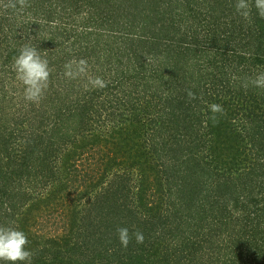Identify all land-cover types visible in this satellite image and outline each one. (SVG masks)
I'll use <instances>...</instances> for the list:
<instances>
[{
  "label": "trees",
  "instance_id": "1",
  "mask_svg": "<svg viewBox=\"0 0 264 264\" xmlns=\"http://www.w3.org/2000/svg\"><path fill=\"white\" fill-rule=\"evenodd\" d=\"M23 5L0 0V226L27 234L32 264H264V88L251 83L264 72V18L255 7L245 20L235 0ZM42 25L59 37H42ZM72 40L87 63L105 42L106 87L86 91V72L64 76ZM25 43L64 90L48 85L51 106L9 122L2 87ZM119 140L138 187L110 176ZM48 188L72 205L67 217L40 206ZM120 227L144 242L122 247Z\"/></svg>",
  "mask_w": 264,
  "mask_h": 264
},
{
  "label": "clouds",
  "instance_id": "2",
  "mask_svg": "<svg viewBox=\"0 0 264 264\" xmlns=\"http://www.w3.org/2000/svg\"><path fill=\"white\" fill-rule=\"evenodd\" d=\"M252 6L255 7L258 16L264 18V0H235V12L245 20L250 18ZM23 7L21 0V10ZM86 65L85 60H80L78 63L70 61L64 65V76L75 79L86 72ZM12 70L16 74V79L23 85L24 99L39 103L48 88L51 75L46 55L30 43H25L19 49V54L13 58ZM89 83L93 87H106L105 81L100 77L90 78ZM251 83L257 88H264V72L257 74ZM189 97L194 98L195 94L189 92ZM210 110L212 113L220 112L221 106L212 104ZM117 235L120 245L125 248L128 247L132 236L138 244L144 242L142 232L135 231L130 234L127 227L118 228ZM29 243L24 231L0 226V264H32L33 252L27 247Z\"/></svg>",
  "mask_w": 264,
  "mask_h": 264
},
{
  "label": "rangeland",
  "instance_id": "3",
  "mask_svg": "<svg viewBox=\"0 0 264 264\" xmlns=\"http://www.w3.org/2000/svg\"><path fill=\"white\" fill-rule=\"evenodd\" d=\"M65 22L68 24L67 20H65ZM42 23H45V19L42 20ZM68 27L71 29L70 26H68ZM55 30H57V29L56 28H52V27H48V26L46 27V25H42L41 36L46 38V39L51 38V37H56V35H57V37H59L60 30H58V32L53 33ZM73 40L70 43L66 44V45L69 46V48H72V49L76 48V50L75 51L72 50L71 53H74V54L77 53V54H75L76 56H74L73 61H77L78 62V60L81 59V58L79 56H77L78 55V52H77L78 45H75ZM103 40L106 41V39H103ZM56 41H59V40L57 39ZM104 41H103V43L101 42L100 44L94 45L95 46V57L92 60L91 55H90L91 61H88V63H87L86 73H85V75H87V76L85 77L84 81L82 82V86H84V89L86 91H91L90 87L92 85L89 83V79L90 78L91 79H95L96 77H100L104 81L109 79V78L111 79L110 70L112 68L114 69V66L112 65L113 57H112V55H110L111 52L109 53L108 47L105 46V44H104L105 42ZM101 48H104V49L108 50L107 54L100 53ZM110 61H111V64L108 66L107 64ZM93 64L95 65V67H93ZM107 70H109V71H107ZM104 71H106V73ZM59 77H57V79L58 80L60 79L61 81L60 80L59 81L62 82L64 77L63 76L60 77V78ZM49 85H52V90L56 94H59V92L64 90V86H63L64 83H59L57 80L55 82H53V83H50ZM2 88L4 89L2 91L6 92V96L5 97L8 98V101H10V102H7L4 99V102H3L4 103L3 105H4L5 109H7L6 118H8V120L10 119L11 116H13L14 113H17V116H19L20 115L19 113H25L27 111V109H29L32 106H36V109H39V108L41 109V108H43L45 106L49 107V106L52 105V102L47 99L46 94H44V97L42 98V100L39 103H32V102H28V101L24 100L23 85L16 79V74L12 70V68L6 74L5 83H4V86ZM15 89L17 90V93L14 92ZM17 95L20 96L19 99L14 98V96H17ZM0 97H2V96L0 95ZM21 98H22V102H21ZM9 122H11V121L9 120ZM126 133L129 134L128 132H126ZM119 142L117 143V141H116V143L113 142V143L110 144L111 147L115 146L114 147V149H115L114 152L116 153V156H115V158H116L115 159V161H116L115 164L116 165H115V170H114L115 173H111L110 176H112L114 178V182H116L117 176H119L118 179L127 178L128 179V183H129V185H128L129 189L131 187H135V185H137V187H138V183H140V177H139L138 174H136L133 170L130 169L131 168L130 167L131 164L128 162V157L126 156V151L128 152L129 149H128V147L125 146V144H126L125 142L120 141V140H119ZM103 153L105 155L108 154L107 146H105L104 150H101L100 153L98 155H96V159H99V156L102 157ZM109 154H111V150H109ZM101 172L102 171L97 173V175H99ZM151 174H153V173H151ZM128 175H130V176L127 177ZM153 175H155V174H153ZM154 177H150L151 180L152 179L154 180ZM109 180H110V178H109ZM137 187L135 188L136 192H137V189H138ZM84 190H86V188H84ZM48 195H50V196L48 197ZM44 197L45 198H49V200L46 201L45 203H41L40 206H42L44 211H47L48 209H51L52 211H54V208H57L56 219H60V216H62V215L64 217H67L66 213L70 212V210H73L71 204H68V203H64L63 204V201H62L61 197H58L57 199L52 201V199H53V191L50 190L49 188L44 191ZM64 202H67V200L64 201ZM155 202L156 203L153 204V206H156L157 204L160 205V206L161 205L163 206V204L160 203L158 201V199L155 200ZM192 230L194 232L196 231L195 229H192ZM46 235L47 236H52V235H48V234H46ZM224 253H225V250H222V254H224Z\"/></svg>",
  "mask_w": 264,
  "mask_h": 264
}]
</instances>
